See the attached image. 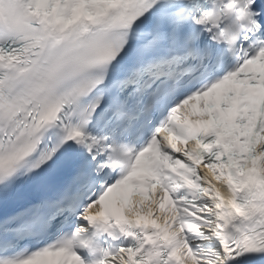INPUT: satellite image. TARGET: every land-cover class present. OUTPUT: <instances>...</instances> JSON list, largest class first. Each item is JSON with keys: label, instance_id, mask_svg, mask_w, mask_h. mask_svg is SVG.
<instances>
[{"label": "snow or ice", "instance_id": "obj_1", "mask_svg": "<svg viewBox=\"0 0 264 264\" xmlns=\"http://www.w3.org/2000/svg\"><path fill=\"white\" fill-rule=\"evenodd\" d=\"M0 264H264V0H0Z\"/></svg>", "mask_w": 264, "mask_h": 264}]
</instances>
